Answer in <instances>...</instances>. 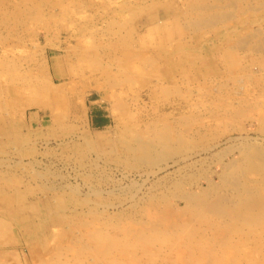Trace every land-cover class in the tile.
I'll return each mask as SVG.
<instances>
[{
    "label": "rangeland",
    "instance_id": "374dc122",
    "mask_svg": "<svg viewBox=\"0 0 264 264\" xmlns=\"http://www.w3.org/2000/svg\"><path fill=\"white\" fill-rule=\"evenodd\" d=\"M248 145L264 150V0H0V264L183 208Z\"/></svg>",
    "mask_w": 264,
    "mask_h": 264
},
{
    "label": "bare ground",
    "instance_id": "6f19581e",
    "mask_svg": "<svg viewBox=\"0 0 264 264\" xmlns=\"http://www.w3.org/2000/svg\"><path fill=\"white\" fill-rule=\"evenodd\" d=\"M146 148L153 152L154 145ZM208 185L186 195L183 208L175 210L173 206L175 212L155 213L147 222L97 224L91 230L88 227L85 237L75 239L68 247L70 259H63L59 253V260L46 264H125V260L144 264L143 255L150 258L161 254L164 246L185 264H259L264 260V150L245 146L225 166L220 182L209 181Z\"/></svg>",
    "mask_w": 264,
    "mask_h": 264
},
{
    "label": "crops",
    "instance_id": "0c3cea01",
    "mask_svg": "<svg viewBox=\"0 0 264 264\" xmlns=\"http://www.w3.org/2000/svg\"><path fill=\"white\" fill-rule=\"evenodd\" d=\"M91 122L95 126H108L110 124L108 115L105 114L102 108H95L91 114Z\"/></svg>",
    "mask_w": 264,
    "mask_h": 264
}]
</instances>
